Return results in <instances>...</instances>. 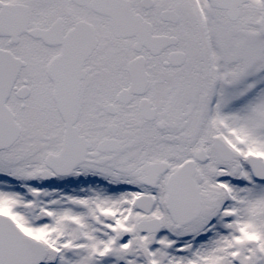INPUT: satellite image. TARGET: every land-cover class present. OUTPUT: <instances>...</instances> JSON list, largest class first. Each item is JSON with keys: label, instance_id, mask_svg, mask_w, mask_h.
Returning a JSON list of instances; mask_svg holds the SVG:
<instances>
[{"label": "snow or ice", "instance_id": "1", "mask_svg": "<svg viewBox=\"0 0 264 264\" xmlns=\"http://www.w3.org/2000/svg\"><path fill=\"white\" fill-rule=\"evenodd\" d=\"M0 264H264V0H0Z\"/></svg>", "mask_w": 264, "mask_h": 264}]
</instances>
